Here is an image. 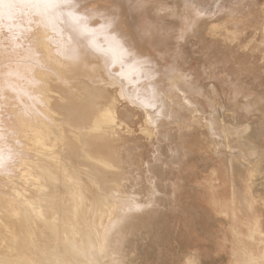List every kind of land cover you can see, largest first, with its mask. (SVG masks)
Listing matches in <instances>:
<instances>
[{
  "label": "bare ground",
  "instance_id": "1",
  "mask_svg": "<svg viewBox=\"0 0 264 264\" xmlns=\"http://www.w3.org/2000/svg\"><path fill=\"white\" fill-rule=\"evenodd\" d=\"M99 1L73 0L76 8L71 11L83 18L80 28L87 30L85 34L67 17V9L63 14L57 10L53 18L44 9L6 7L7 0H0V16L4 17L0 21V264H100L103 257L110 258L111 264H122V242L136 226L149 221L151 215L146 213L157 204L160 193L151 161L146 164L148 179L144 176L149 185L125 190L132 173L148 161L142 160L141 148H135L130 140L137 125L130 117L133 114L142 116L143 123H138L136 130L144 139L157 136L162 141L161 124L167 121L189 126L180 121L176 109L191 111L198 117L194 116L192 125L207 129L215 144H222L231 154H225L229 158L224 161L232 195L237 190L233 177L239 173V168L235 169L239 163L246 169L242 202L248 209L256 202L250 196L253 180L262 172L261 157H256L253 146L242 143L254 142L246 137L251 125L225 122V108L217 105L219 101H208L210 113L199 118V100L191 95H201L202 89L189 86L181 90L182 84L191 85V77L188 80L178 67L161 72L158 62L148 54L150 50L147 52L150 48L144 37L133 36L125 25L122 8H105ZM193 7L201 17L210 12L203 5ZM254 7L230 11L231 18L238 14L231 27L238 30L246 23H260L264 33V9L261 11L259 4ZM106 19L114 20L111 35L131 48L133 57L121 59L115 54L113 61L109 32L100 27ZM92 45L100 51H93ZM138 53L151 57V64H137L141 59L135 55ZM162 75L168 79L166 87L160 84ZM212 89L218 98L216 88ZM239 93L236 89L235 97ZM255 94L246 93L243 108L264 115V99ZM149 97L154 98L153 106L144 107L140 101ZM179 141L166 164L172 171L183 170L185 153L195 146L194 142L184 145L182 137ZM215 150L217 154L220 151ZM224 168L215 171L223 187L227 180ZM182 186L181 181L171 183L173 199ZM189 197L185 199L191 202ZM194 203L201 206L206 202L200 198ZM191 260L187 264H194ZM247 264L258 262L250 258Z\"/></svg>",
  "mask_w": 264,
  "mask_h": 264
},
{
  "label": "rangeland",
  "instance_id": "2",
  "mask_svg": "<svg viewBox=\"0 0 264 264\" xmlns=\"http://www.w3.org/2000/svg\"><path fill=\"white\" fill-rule=\"evenodd\" d=\"M112 1L113 0H100L99 2L104 3L103 7L105 8H122L125 25L133 36L137 35L142 38L144 37L143 39L150 48L147 52L150 50L148 54L158 62L161 72H165L167 67H178L179 70H183L182 72L184 74L186 73L188 80L190 77V80H193L192 83L189 80L191 85L185 84L186 86H184V84H182L181 90H185L189 86L195 90L202 89L201 95H191L199 100L200 109H202L201 111L203 114L200 113L201 117L199 116V118L205 117V115L207 116L208 113H210L208 101H219L217 105L219 104L223 109L225 108L223 112L224 120L228 124L239 126L249 123L259 126L261 119L258 117L259 114L255 112L256 110L249 108V110L246 111L243 105L246 101L245 95L249 91H255L259 98L262 96L264 99V33L260 23L256 24L254 22L246 23V25L242 26L240 29L234 30L232 24L235 22V17H238V14L234 17L232 16V18L230 16L235 8L244 10L247 6H251L254 9L256 4L260 5L262 11L264 9V7L262 8V6H264V0ZM251 1H255L254 3L256 4H250L252 3ZM109 2L111 4H109ZM243 3L247 4L243 5ZM193 4L199 6L203 5L205 8L209 7L208 10L210 12L205 15L201 14L203 15L201 17L196 13V7L194 8ZM216 7H218V10L215 12ZM213 12H215V14ZM181 35H183V38H181ZM220 63L222 64L220 65ZM224 64L225 66H223ZM231 65H233L232 70H230ZM247 70H249V72H247ZM246 74L248 75L246 76ZM159 81L161 85L166 87L168 79L165 75L160 76ZM193 84L196 86H193ZM213 87L216 88L218 98L214 97ZM236 89L240 90L241 94L239 93L235 97ZM252 99H254V97H252ZM252 99L250 101H252ZM176 112L179 113L177 114L180 121L189 126L183 127V125L168 124L167 121H164L161 124V132L164 134L162 136V141L161 137L158 138L157 136L152 138V140L148 139V141L147 138L144 139V136L136 130L138 128V123H143L142 116L139 114H135V116H133L134 114L130 115V117L132 116L131 118L137 122V125L133 127V133L135 134L132 133L133 135H129L132 136L130 140L135 144V148L138 150L141 148L138 153L141 155L142 160L144 161L147 159L148 161H144L142 165L143 168L140 167L138 172L136 170L133 172L134 174L132 173V180L127 183L125 190L133 191V188L138 190L139 187L149 185L145 181L149 177L148 172H146V164L151 161L155 166L153 172L157 174L159 178L157 188L160 193L156 196V205L158 206L155 205L152 208L151 212L153 213H146V215H151L148 216L149 219H145L149 221H144V224L141 223L139 226H136L132 235L123 241L124 243L122 242L121 248L123 250L120 254L122 264H162L160 255L161 244L164 241H168L171 233L177 229L178 218L182 212L181 208L199 207L200 205L194 203V200L200 198L205 200L206 203H203V205L206 206L216 204L225 206L227 202L223 193H220L216 201H214V198L208 199L202 196L205 192L206 194H210L211 191L215 192V194L218 193L217 187H220L222 191L224 190L225 186H222V182L219 180V176L215 175V171L221 166H224L226 168H224L227 174L226 176L229 178L228 166H226L227 162L225 161L231 154L225 152L222 144L220 146L215 144L214 140H212L207 133V129L201 128L198 125H192L194 119L198 118L195 114L191 111H187L185 108L176 109ZM177 120L178 119H176L175 122L179 121ZM182 127L183 130L179 131ZM179 136L182 137V143L187 147L191 142H194L195 146L194 150L190 149L189 151L188 148L187 153H185L187 154L185 158H187L186 160L184 158L186 165H184L183 170L172 171L166 164L169 162L170 150L181 144ZM242 143H244L246 147L248 146L247 141H242ZM235 146L236 149H238V146ZM215 148L220 150H218V154ZM221 152L222 156L219 155ZM225 154L230 155L227 156V158ZM155 156L158 158L157 160H153ZM225 157L226 159H224ZM235 163L237 162L235 161ZM235 163L233 164V168H235ZM237 165L238 167L236 166L235 168H239V170H236V173L239 172L237 175L246 173L245 167L241 166L239 163H237ZM144 172H146V174H143ZM144 176L146 179H144ZM175 181H181L183 183L180 191L181 193L176 194L177 198H188L190 195V203H186L185 201L184 206H180L179 201L176 202L175 199L172 198L171 183ZM99 262L100 264H111L110 258L106 257H103ZM81 263L85 264L82 261Z\"/></svg>",
  "mask_w": 264,
  "mask_h": 264
},
{
  "label": "crops",
  "instance_id": "3",
  "mask_svg": "<svg viewBox=\"0 0 264 264\" xmlns=\"http://www.w3.org/2000/svg\"><path fill=\"white\" fill-rule=\"evenodd\" d=\"M257 113L261 121L259 126L250 124L252 131L250 130L247 137L248 139L252 137L254 142L253 145L248 143L247 147L253 146L254 150H257L256 157L259 159L261 157L259 166L263 172L264 115L262 112ZM253 160L255 161V157L250 158V162L253 163ZM262 172L253 180L250 198L253 196L256 202L249 209L242 202L247 187L244 182L245 174L241 175L242 178L238 175L233 177L234 183L238 184L235 185L237 190L234 195L230 191L231 180L227 177L224 193L220 187H217L218 193L205 192L202 196L208 199L214 198L216 201L220 193H223L227 200L225 206L216 204L181 208L177 229L171 233L168 241L163 240L161 244L162 264H187L188 259L194 260V264H247L250 258L255 259L258 264H264L262 259L264 257V172ZM179 198L175 199L176 202L178 199L180 206H184L185 201L190 203L183 197ZM253 255L260 258H255Z\"/></svg>",
  "mask_w": 264,
  "mask_h": 264
},
{
  "label": "snow or ice",
  "instance_id": "4",
  "mask_svg": "<svg viewBox=\"0 0 264 264\" xmlns=\"http://www.w3.org/2000/svg\"><path fill=\"white\" fill-rule=\"evenodd\" d=\"M6 7H16V8H34V9H44L47 11L53 18H55V14L57 10H59L62 14L64 13V10L67 9L66 15L68 18H70L74 25L80 29L85 34L87 33L86 29H81L80 25L83 23V18L79 17L75 12L71 11L72 9L76 8V4L73 2V0H7V3L5 5ZM11 18V17H9ZM4 17L0 16V21H3ZM114 23V20L112 19H106L105 23L103 25H100L102 29H107L109 32V40H110V50L114 53L112 59L115 61L117 59V55H119V58H123L124 56L133 57L134 53L129 47H125L124 43H121L120 39L117 36H112L111 32L114 31L112 29V24ZM70 51L72 53L73 58H77L78 54L75 49L71 48V45H69ZM93 51H100L95 47V45H92ZM135 55H139L141 59L136 60L137 64H140L141 66L144 65H150L152 58L149 56H144L142 53H138ZM153 99L152 97L146 98L143 101H140L144 107H152L153 106ZM0 166H2V157H0Z\"/></svg>",
  "mask_w": 264,
  "mask_h": 264
}]
</instances>
